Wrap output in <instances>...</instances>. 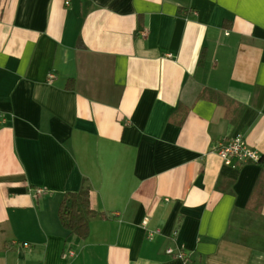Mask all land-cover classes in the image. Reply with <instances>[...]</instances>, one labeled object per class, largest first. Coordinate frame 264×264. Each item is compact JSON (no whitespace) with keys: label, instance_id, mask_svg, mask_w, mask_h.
I'll list each match as a JSON object with an SVG mask.
<instances>
[{"label":"crops","instance_id":"0c3cea01","mask_svg":"<svg viewBox=\"0 0 264 264\" xmlns=\"http://www.w3.org/2000/svg\"><path fill=\"white\" fill-rule=\"evenodd\" d=\"M233 134L264 155V0H0V264H264Z\"/></svg>","mask_w":264,"mask_h":264},{"label":"trees","instance_id":"16d2710c","mask_svg":"<svg viewBox=\"0 0 264 264\" xmlns=\"http://www.w3.org/2000/svg\"><path fill=\"white\" fill-rule=\"evenodd\" d=\"M257 164L261 165V172L249 197L247 208L261 212L264 205V155ZM93 216L94 212L90 209L87 195L78 192L63 194L58 209V218L62 227L71 235L85 240L89 235L90 218Z\"/></svg>","mask_w":264,"mask_h":264},{"label":"built area","instance_id":"2783aa9c","mask_svg":"<svg viewBox=\"0 0 264 264\" xmlns=\"http://www.w3.org/2000/svg\"><path fill=\"white\" fill-rule=\"evenodd\" d=\"M216 153L225 165H232L236 161L258 163L263 156L256 148L247 144L240 134H233L221 141L217 146ZM147 222L148 219H144L143 226H146ZM72 256H74L72 251L65 252L62 255L64 259Z\"/></svg>","mask_w":264,"mask_h":264}]
</instances>
